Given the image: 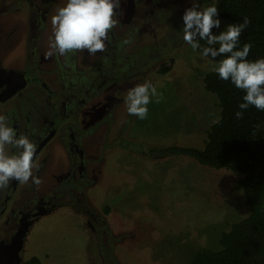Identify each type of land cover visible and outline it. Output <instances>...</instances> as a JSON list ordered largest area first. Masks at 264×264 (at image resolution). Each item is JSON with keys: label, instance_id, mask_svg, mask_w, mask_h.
<instances>
[{"label": "rangeland", "instance_id": "1", "mask_svg": "<svg viewBox=\"0 0 264 264\" xmlns=\"http://www.w3.org/2000/svg\"><path fill=\"white\" fill-rule=\"evenodd\" d=\"M32 1L49 2L0 0V52L7 69H21L29 59L34 37L26 24ZM58 2L64 0H55L53 11L60 7ZM209 5L199 0L201 9ZM188 7L191 0H121L111 35L116 39L122 31L139 29L145 40L139 44L146 45L141 49L144 58L129 69L112 71L111 64L104 63L107 76L100 98L104 117L99 114V120L93 117L90 123L105 124L106 132L99 127L84 138L100 143L104 139L103 149L94 145L101 171L92 176L96 183L87 186L86 194L106 228L77 206H57L30 226L26 256L36 254L42 264H189L199 249H217L221 232L248 215L235 174L159 151L201 146L205 128L218 116L217 97L205 89L203 77L222 57H201L183 40L182 14ZM3 19L10 22L2 23ZM227 24L221 19V28L213 32ZM158 47L167 54L150 60L148 51L157 52ZM34 79L26 78L31 85H24L0 111L15 112L20 119L19 114L49 115L50 95L35 86ZM145 80L157 87L161 99L150 103L147 118L140 120L128 115L124 97Z\"/></svg>", "mask_w": 264, "mask_h": 264}, {"label": "flooded vegetation", "instance_id": "2", "mask_svg": "<svg viewBox=\"0 0 264 264\" xmlns=\"http://www.w3.org/2000/svg\"><path fill=\"white\" fill-rule=\"evenodd\" d=\"M54 1L49 0L45 5L32 1L34 7L28 10L30 18L26 25L34 37L29 46L28 63L21 69H7L0 52V109L24 85H31V81H26L31 76L36 77L32 81L34 85L51 98L49 115L35 113L29 117L19 114L20 119L15 112L0 111L9 118L18 135H27L37 144L34 161L38 167L34 169V175L42 181L40 185L31 180L28 183L12 181L0 190V264H27L31 257H37L32 253L25 255L27 232L37 216L57 206H77L95 224L101 221L106 228L104 217L89 205L86 194L87 186L96 183L92 176L98 177L101 171L100 153L94 145L103 149L104 139L100 143L85 142L84 138L94 134L99 127L104 129V135L106 132L105 124L97 127L90 123L93 117L99 120V114L103 116L100 98L107 76L104 63L111 64V70L115 71L116 67L129 69L144 58L140 56L145 53L141 49L146 44H139L145 42L144 32H137L139 29L122 31L116 39L109 33L105 50L95 55H89L87 51L46 55L52 34L50 20L55 14ZM1 22L8 24L10 21L3 19ZM1 46L0 41V49ZM156 50L148 51L150 60L167 54V50L164 55L159 47ZM31 58L33 61L29 62ZM9 72L16 74H7ZM109 79L112 81L115 77L109 76ZM35 99L40 100L39 97ZM38 259L41 262L40 257Z\"/></svg>", "mask_w": 264, "mask_h": 264}, {"label": "clouds", "instance_id": "3", "mask_svg": "<svg viewBox=\"0 0 264 264\" xmlns=\"http://www.w3.org/2000/svg\"><path fill=\"white\" fill-rule=\"evenodd\" d=\"M121 0H64L51 17L52 34L48 56L64 55L73 51H87L89 55L103 52L110 31L116 27L117 11ZM183 40L194 52L204 58L223 57L214 67L219 78L230 81L242 90V102L235 112L242 119L249 107L264 111V58L249 60L250 43L240 45V35L249 23H229L223 30L216 3L204 7L199 0H191V7L182 14ZM203 42V43H201ZM161 93L149 80L136 84L124 97L128 115L146 119L149 104L159 102ZM37 144L24 134H17L9 118L0 114V190L10 182L19 181L35 185L42 183L34 175L38 165L34 161Z\"/></svg>", "mask_w": 264, "mask_h": 264}, {"label": "trees", "instance_id": "4", "mask_svg": "<svg viewBox=\"0 0 264 264\" xmlns=\"http://www.w3.org/2000/svg\"><path fill=\"white\" fill-rule=\"evenodd\" d=\"M216 3L219 16L228 23H249L240 35V45H252L249 60L264 58V0H204ZM223 58V57H222ZM205 89L217 97V119L201 146H169L165 154L183 155L215 170L236 175L249 213L221 232L217 249H199L189 264H264V111L249 107L242 119L235 118L243 92L221 80L214 68L203 77ZM27 264H41L38 256Z\"/></svg>", "mask_w": 264, "mask_h": 264}, {"label": "water", "instance_id": "5", "mask_svg": "<svg viewBox=\"0 0 264 264\" xmlns=\"http://www.w3.org/2000/svg\"><path fill=\"white\" fill-rule=\"evenodd\" d=\"M7 74H10V75H15L16 73H12V72H9ZM19 76H21V74H18ZM16 89V88H15ZM15 89L13 90V92L15 91ZM12 91L10 92V95L13 93Z\"/></svg>", "mask_w": 264, "mask_h": 264}]
</instances>
